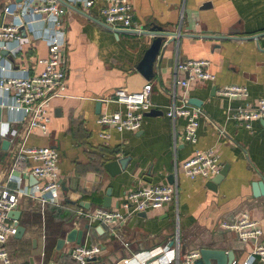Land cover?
Here are the masks:
<instances>
[{
    "label": "crops",
    "instance_id": "1",
    "mask_svg": "<svg viewBox=\"0 0 264 264\" xmlns=\"http://www.w3.org/2000/svg\"><path fill=\"white\" fill-rule=\"evenodd\" d=\"M130 2L135 22L145 31L142 35L107 27L100 16L101 2L90 8L73 4L63 7V14L53 26L43 18H34L32 24L14 18L22 14L26 0H0L4 22L21 20L22 24V41L0 40L5 72L21 76L25 72L39 73L42 66L37 61L48 56L47 37L51 34L59 35L65 43L68 69L66 95L52 103L49 135L33 132L27 145L53 147L60 152V181L70 190L69 195L61 187L60 206L29 197L26 192L42 184L39 180L32 183L30 174L18 203L22 212L19 225L25 233L22 237L9 236L5 250L20 264H75L71 256L75 243L65 242L58 249V242L71 231L82 230V243L102 248L90 264H128L134 253L170 244L177 238L182 255L213 248L234 252L235 262L242 264L258 241L243 242L236 230L223 224L233 223L240 214L247 213L264 232V195L255 196L253 188L255 182L264 180V120L253 122L249 129L233 118L237 108L256 107L264 98V0ZM160 29L177 35L166 36V52L155 63L154 78L149 81L137 68L153 43L150 31ZM2 51L8 55L3 56ZM187 60L208 61L214 82L192 83L188 89L181 86L179 81L187 76L177 72V64ZM148 82L153 86L149 100L162 115L145 116L137 132L120 133L98 125L97 118L104 111L126 110L104 100L119 89L140 91ZM232 85L245 87L247 95H219V89ZM186 95L202 102L198 108L203 117L195 144L182 140L187 120L166 115ZM97 102L102 103L100 113ZM1 108L2 125L20 117ZM103 131L111 135L109 140L100 137ZM4 140L0 138L1 184L7 180L17 151L16 141L10 140L9 148L3 149ZM210 148L220 154L222 169L227 167V175L216 190L208 187V180H191L182 171L184 162L196 151ZM127 156L131 162L122 175L113 178L105 171L106 162ZM33 166L30 160L21 164L27 171ZM171 175L174 184L169 183ZM166 184L177 188L174 200L161 210L132 216L122 228V241L128 242L130 249L107 232L99 233V224H90L75 213L81 208L93 211L103 207L108 188L112 189V210H118L130 192ZM9 187L14 190L17 184L11 182ZM74 188L76 194L71 191ZM68 200L78 202L73 205Z\"/></svg>",
    "mask_w": 264,
    "mask_h": 264
},
{
    "label": "built area",
    "instance_id": "2",
    "mask_svg": "<svg viewBox=\"0 0 264 264\" xmlns=\"http://www.w3.org/2000/svg\"><path fill=\"white\" fill-rule=\"evenodd\" d=\"M101 2L100 16L103 23L115 32L125 31L134 35H142L144 29L134 20V9L130 0H26V6L18 17L28 24L34 18H43L55 26L63 14V7L69 4L92 7ZM25 19V20H24ZM21 20L4 22L0 15V40L2 42L22 41L20 36ZM153 37L155 34H151ZM48 56L40 58L38 65L42 70L34 75L25 72L24 75L7 74L5 62L0 57V106L6 108L8 113H19V118H10L3 125L0 122V138L16 141L17 151L12 168L4 184L0 183V264H20L13 261L5 250V243L9 236L17 234L16 221L8 217L19 203V197L24 191L23 184L29 180L31 174L42 182L33 185L26 194L39 199L47 204L60 206L58 194L61 190L59 176L60 152L53 147L34 148L27 145V139L33 132L49 135L52 121V103L57 98L65 97L68 88L67 61L64 56L65 43L57 34L47 37ZM22 45V44H21ZM209 62L206 60H187L177 64V72L187 76L179 84L188 89L192 83L214 82L215 76L208 70ZM153 90L148 82L140 91L127 92L119 89L105 103H116L126 107V110H106L97 118L98 125L114 129L117 132L140 131L146 113L154 108L149 97ZM219 95L228 98L245 97L247 89L236 85L226 86L218 90ZM171 119L184 118L187 120L182 140L187 143H197L198 129L203 112L200 108L189 104L186 96L181 102H175L166 112ZM234 120L247 128H252V123L264 120V98L256 107H239L233 115ZM21 126V129L19 127ZM21 130V131H20ZM23 130V131H22ZM19 137L21 139L19 140ZM104 140H109L111 135L105 131L100 134ZM32 161L33 168H21L22 162ZM222 170L221 156L216 148L198 150L182 165V171L191 180L203 179L210 181ZM3 170L0 167V181ZM17 184L16 189L9 187V183ZM177 188L173 185H149L134 190L125 196L121 208L112 210L101 207L93 211L83 208L75 211L78 217L86 218L90 224H99L104 232L111 238L122 241V228L134 215L151 210H161L168 206L175 198ZM224 228L236 230L239 239L243 242L258 241L253 251L242 264H264V232L259 222L252 219L249 214H240L233 223H224ZM125 248L130 249L128 242H123ZM100 245H91L81 242L74 245L71 256L75 264H90L93 259L100 256ZM201 257L200 252H191L182 255L180 239L177 238L170 244L160 246L145 252L134 253L128 264H196ZM233 264H238L234 262Z\"/></svg>",
    "mask_w": 264,
    "mask_h": 264
},
{
    "label": "water",
    "instance_id": "3",
    "mask_svg": "<svg viewBox=\"0 0 264 264\" xmlns=\"http://www.w3.org/2000/svg\"><path fill=\"white\" fill-rule=\"evenodd\" d=\"M22 0H18V2H21ZM210 4H206L205 7L209 6ZM149 33V32H148ZM149 34H155L154 40L151 45V47L147 50L145 53L143 60L138 65V70L144 75V77L151 81L154 78V66L155 63L160 59L164 53L166 52L167 46H164V43L166 42V36L169 35H177V34H169L166 31L159 30L150 31ZM258 37V36H257ZM164 46V47H163ZM1 54L3 56H7V51H2ZM1 81V79H0ZM215 90V89H214ZM189 104L195 106V107H201L202 102L196 98L189 99ZM101 102H97V111L100 113L101 109ZM2 113V108L0 107V116ZM162 115V112L152 109L149 112L146 113V116L152 117V116H159ZM10 146L9 140H4L2 142V148L7 150ZM131 162V157H121L114 160H110L104 164L105 171L111 176V177H117L119 175H122L128 168L129 163ZM138 168V166H136ZM227 175V167L223 168L220 173L215 176L213 179H211L208 183V187L212 190L217 189V185L225 178ZM174 177L171 175L169 177V183L174 184ZM31 182H36V179L34 176L31 177ZM61 187L64 192H69L70 190L66 188L65 184L61 182ZM254 188V194L255 196H262L264 195V180L257 181L253 184ZM74 194H76V188L71 190ZM69 195V193H68ZM72 196V194H70ZM79 200V199H78ZM77 201L68 200L70 204L76 205ZM80 206H85L84 202H80ZM89 205H86V208H88ZM103 207L112 209V189L108 188L106 191L105 196L103 197ZM21 208L20 206H16L12 211L8 213V217L10 219H13L16 221L17 224V234L16 236L22 237L25 233V228L21 225H19V220L21 217ZM99 233L103 234L104 230L101 226L98 227L97 230ZM83 238V231L80 230H73L71 231L65 240H59L58 242V249H61V247L65 244V242L70 243H76L80 244L82 242ZM201 257L196 261V264H213L215 261L216 264H233L235 262V255L232 251H226V250H219V249H213V248H203L200 250ZM96 259H93L92 261H96ZM31 264H33L31 262Z\"/></svg>",
    "mask_w": 264,
    "mask_h": 264
}]
</instances>
